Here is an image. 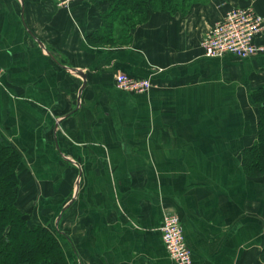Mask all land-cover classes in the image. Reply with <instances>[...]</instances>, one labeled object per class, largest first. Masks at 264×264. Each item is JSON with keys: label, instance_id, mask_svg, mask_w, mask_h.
Returning a JSON list of instances; mask_svg holds the SVG:
<instances>
[{"label": "crops", "instance_id": "1", "mask_svg": "<svg viewBox=\"0 0 264 264\" xmlns=\"http://www.w3.org/2000/svg\"><path fill=\"white\" fill-rule=\"evenodd\" d=\"M237 5L264 14V0H194L151 8L107 41L96 34L108 0H0V138L22 156L16 203L52 229L68 204L58 226L69 264H176L165 211L179 216L192 264H264V173L242 165L264 30L248 57H208L200 44ZM117 72L151 87L119 89Z\"/></svg>", "mask_w": 264, "mask_h": 264}, {"label": "trees", "instance_id": "2", "mask_svg": "<svg viewBox=\"0 0 264 264\" xmlns=\"http://www.w3.org/2000/svg\"><path fill=\"white\" fill-rule=\"evenodd\" d=\"M99 1V0H95ZM97 39L114 40L126 29L146 20L151 8L185 12L194 0H108ZM118 34V35H117ZM257 106L255 139L242 150L246 173H264V84L250 92ZM22 156L14 144L0 138V264H69L60 235L45 224L27 219L17 206ZM264 263V247L260 251Z\"/></svg>", "mask_w": 264, "mask_h": 264}, {"label": "built area", "instance_id": "3", "mask_svg": "<svg viewBox=\"0 0 264 264\" xmlns=\"http://www.w3.org/2000/svg\"><path fill=\"white\" fill-rule=\"evenodd\" d=\"M58 6H69L73 0H55ZM264 30V14L252 6H231L221 19L214 22L205 32L200 44L204 55L208 57L232 54L236 57H248L261 49L256 38ZM117 88L143 93L150 89L148 77H136L124 72L114 74ZM161 237L168 256L176 264H192L190 249L187 246L179 216L165 211L160 225Z\"/></svg>", "mask_w": 264, "mask_h": 264}, {"label": "water", "instance_id": "4", "mask_svg": "<svg viewBox=\"0 0 264 264\" xmlns=\"http://www.w3.org/2000/svg\"><path fill=\"white\" fill-rule=\"evenodd\" d=\"M78 70V69H77ZM80 72H81V74H82V82H81V84H80V86H79V93L81 92V90L84 88V86H85V77H86V73L84 72V71H81V70H79ZM59 120V119H58ZM57 125H58V122H56V127L55 128H57ZM54 139H55V141H56V135H55V132H54ZM56 148H57V150H59V146L57 145V143H56ZM67 206H68V204H65V205H63L62 207H60V209L56 212V214H55V220H54V229H55V231H57V233H59V234H63L64 235V233H63V231L62 230H60V228H59V226H58V221H59V218H60V214H61V212L65 209V208H67Z\"/></svg>", "mask_w": 264, "mask_h": 264}, {"label": "rangeland", "instance_id": "5", "mask_svg": "<svg viewBox=\"0 0 264 264\" xmlns=\"http://www.w3.org/2000/svg\"><path fill=\"white\" fill-rule=\"evenodd\" d=\"M16 146V145H15ZM17 147V146H16ZM18 149V148H17ZM19 150V149H18ZM20 152V151H19ZM19 195H20V190H19ZM19 195H18V197H19ZM19 207V206H18ZM20 208V207H19ZM61 230V229H60ZM57 232V231H56ZM64 232V231H63ZM60 235V237H61V235L62 234H59Z\"/></svg>", "mask_w": 264, "mask_h": 264}, {"label": "bare ground", "instance_id": "6", "mask_svg": "<svg viewBox=\"0 0 264 264\" xmlns=\"http://www.w3.org/2000/svg\"><path fill=\"white\" fill-rule=\"evenodd\" d=\"M23 202V201H22Z\"/></svg>", "mask_w": 264, "mask_h": 264}]
</instances>
